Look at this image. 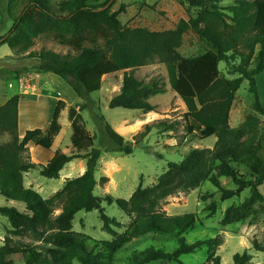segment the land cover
I'll return each mask as SVG.
<instances>
[{"label":"trees","instance_id":"16d2710c","mask_svg":"<svg viewBox=\"0 0 264 264\" xmlns=\"http://www.w3.org/2000/svg\"><path fill=\"white\" fill-rule=\"evenodd\" d=\"M100 0H67L54 8L51 0H26L20 16L15 18L11 31L0 40V48L8 45L20 59H37V74H53L63 79L74 94L87 100L99 93L104 76L123 72L121 92L110 102L111 108L139 110L145 114L156 111L151 99L167 93L159 81L145 83L136 76V70L162 64L166 67L169 84L185 103L186 130L199 134L201 140L217 138L214 149H195L179 164L170 163L155 185H141L129 200L102 198L96 195L97 187L104 186L109 178H96L99 172L101 150L95 148L94 138L87 130L82 108H69L72 126L71 144L77 154L67 155L56 151L46 164L31 161L29 146L52 150L62 132L60 118L67 107L59 100L53 120L47 129L28 130L19 135V104L22 94L12 97L0 107V137L8 142L0 144V196L10 202L26 206L20 211L16 206L1 207L0 214L11 224L4 245L0 247V264H118V253L129 243L151 233L177 237L178 248L172 253L154 246L133 253L126 264H151L168 261L184 264L181 257L206 248V264H222L218 254L224 245L222 236L199 240L189 244L184 237L197 223L195 214L169 215L163 211L168 198L187 193L211 183L221 193L225 202L241 198L250 191L240 205L225 212L223 227L253 223L264 216V159L261 121L248 116L238 127L232 128L230 117L237 94L245 81L255 98V111L264 115L257 77L264 72V0H234L227 8L221 6L229 0H181L198 14L189 21H181L175 30L162 32L146 28H127L120 21L125 6L113 11ZM193 31L210 46V50L197 57H184L180 53L184 36ZM52 36L61 46L69 47L76 55H61L53 51L32 52L42 37ZM15 58L16 56H10ZM224 63L226 68L221 70ZM88 109V105L85 104ZM97 119L117 151L126 155L134 153V146L126 141L99 113ZM173 126L167 129H172ZM147 124L138 144L152 132ZM84 154V155H83ZM85 159L83 175L67 179L63 187L49 198H44L34 188L27 187L25 177L39 171L47 179H57L71 162ZM222 178L230 179L235 189H226ZM209 194L202 197L206 202ZM116 203L131 220L124 227L109 217L104 202ZM216 203L206 211L212 217L217 213ZM82 211L100 212L103 229L112 241L102 242L74 231L75 217ZM89 241L97 246L90 248ZM253 249L263 252L258 240ZM254 256L250 250L234 256L233 264H251Z\"/></svg>","mask_w":264,"mask_h":264},{"label":"rangeland","instance_id":"374dc122","mask_svg":"<svg viewBox=\"0 0 264 264\" xmlns=\"http://www.w3.org/2000/svg\"><path fill=\"white\" fill-rule=\"evenodd\" d=\"M66 1L51 0V4L54 8H58ZM105 3L108 4L107 7H113V11H118L122 6H125V12L120 14V21L125 27L146 28L155 32L175 30L181 21H189L196 17L199 11L187 3L183 4L181 0H100L98 2L100 5ZM233 4L234 0H229L222 3L221 6L227 8ZM25 6L26 0H0V33L4 31L9 33L13 28L14 21L9 15V8H11L13 16L18 18ZM210 49L209 44L201 40L193 31H189L184 36L180 53L184 57L191 58L202 55ZM43 50L53 51L61 55L68 53L76 55L69 47L61 46L52 36L38 39L31 51L39 53ZM37 65V59H20L8 45H3L0 48V107L20 92L36 94L42 97V101L33 95H29L25 99L34 103L39 101L44 103L42 112L35 116V122L38 125L36 129H47L51 124L50 116H53L55 112V103H58L59 100H64L67 103V107L60 118L62 132L55 140L53 149L48 151L34 145L29 147L31 161L42 165H46L56 151H61L67 155L77 154L71 144L73 130L69 120V108L73 107L77 110L82 108V116L88 132L94 138L95 148L102 152L96 178L98 181L104 176L109 178L106 185H99L96 189V195L102 198L112 196L115 199L129 200L141 185L144 188L155 185L157 179L165 173L170 163H181L192 150L214 149L216 146V137L201 140L199 134L190 135L187 133V121L185 119L187 107L183 100L172 91L167 69L162 64L143 67L135 72V76L140 81L150 83L156 80L166 88V94L151 99V103L156 107V111L151 114H145L139 110L110 107L112 99L121 92L123 72L104 76L101 92L92 94L87 100H82L74 94L71 87L63 79L56 75L41 74L34 77L33 80L35 81L32 83L30 75L37 73ZM220 68L225 70V64L222 63ZM12 74L13 78L10 77ZM24 75H26V79L24 78L21 82L24 85L20 89L16 79ZM257 84L259 97L264 106V72L257 77ZM85 104L89 106L88 109L84 107ZM99 113L103 114L108 123L134 146L132 155L117 151V146L109 139L97 119ZM248 116H255L261 121L260 134L263 136V142L260 155L264 159V115L255 111V98L250 92L249 82L245 81L233 104L230 117L231 127H238ZM121 123L126 126L125 130L118 128ZM147 124L152 126V132L138 144L140 135L146 132ZM170 126L173 128L167 129ZM9 139L8 136L0 137V144L6 143ZM86 165L85 159L75 160L66 166L57 179H47L41 176L39 171H33L26 175L25 184L27 187L34 188L44 198H49L63 187L67 179L83 175L86 171ZM221 182L226 189H235V185L230 179L222 178ZM260 190L264 194V186ZM206 194H209V199L204 202L202 197ZM249 195L250 191L247 190L240 199L234 198L222 202L219 190L207 182L198 189L168 198L163 205V211L174 216L196 215L195 228L184 235L189 244L199 240L214 239L219 235L222 236L224 245L218 251L222 264H233L234 256L246 250H250L254 256L251 264H264V251L257 252L253 249L254 240H258L264 248V216L253 223L222 226L227 209L233 205L242 204ZM212 203L217 204L218 210L214 216L210 217L206 209ZM0 206H16L20 211H24L26 208L24 204L10 202L2 196H0ZM103 208L109 217L116 219L123 225L124 228L121 231L129 226L130 218L119 209L116 203L110 204L105 201ZM73 228L75 232L86 234L97 241L109 242L113 239L104 231L99 211L80 212L75 217ZM10 229L9 219L0 214V247L4 245ZM89 245L93 249L97 243L96 241H89ZM151 246L172 253L178 248L177 237L151 233L135 239L118 253V264H126V260L133 253L142 252ZM207 258L208 252L204 248L195 254L182 256L181 261L184 264H206ZM16 262L17 264L22 263L18 258ZM151 264L179 263L160 261Z\"/></svg>","mask_w":264,"mask_h":264},{"label":"crops","instance_id":"0c3cea01","mask_svg":"<svg viewBox=\"0 0 264 264\" xmlns=\"http://www.w3.org/2000/svg\"><path fill=\"white\" fill-rule=\"evenodd\" d=\"M8 33H7V31H4V32H1L0 33V40L4 37V36H6ZM38 77L39 76V74H37V73H34V75H30V77H32L30 80H32V83H34L33 81H35V80H33L34 79V77ZM10 77H12L13 78V74L10 76ZM24 78L26 79V75H24V76H21V77H19V78H15L16 79V81H17V83H18V85H19V88L21 89V88H23V85L24 84H22L21 82L24 80ZM35 85V84H34ZM10 87H12V85H10ZM35 87H37V86H35ZM36 90H38V88H36ZM20 94H22L23 96H24V98H23V100L20 102V105H19V135H20V137H24L25 136V134H26V132L28 131V130H33V129H36L37 128V126L38 125H36V120H35V116H38V113H40V112H42V108H43V106H44V103L43 102H40V101H42L41 100V98L42 97H40V96H38V95H36V94H33V93H29V94H24L23 92H20L18 95H20ZM29 95H33V96H35L36 97V99L37 98H40V101L39 102H37V103H34V102H32V101H29V100H26L25 99V97H28ZM16 96V95H15ZM12 98V97H11ZM10 98V99H11ZM9 99V100H10ZM8 100V101H9ZM57 103V102H56ZM56 103H55V105L54 106H56ZM54 108V107H53ZM56 108V107H55ZM153 113V112H152ZM149 114H151V113H149ZM54 116V115H53ZM53 116L51 115L50 116V119H49V121L50 122H52V120H53ZM126 126L123 124V123H121V124H119L118 125V128H121L122 130H125L126 128H125ZM9 141V140H8ZM7 141V142H8ZM55 144V143H54ZM29 147H31V145L29 146ZM55 153V152H54ZM54 153L52 154V156L50 157L51 159L54 157ZM51 159H49V161L51 160Z\"/></svg>","mask_w":264,"mask_h":264}]
</instances>
